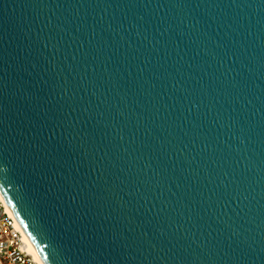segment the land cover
I'll list each match as a JSON object with an SVG mask.
<instances>
[{"label": "water", "instance_id": "obj_1", "mask_svg": "<svg viewBox=\"0 0 264 264\" xmlns=\"http://www.w3.org/2000/svg\"><path fill=\"white\" fill-rule=\"evenodd\" d=\"M0 195L43 264H264V0H0Z\"/></svg>", "mask_w": 264, "mask_h": 264}, {"label": "built area", "instance_id": "obj_2", "mask_svg": "<svg viewBox=\"0 0 264 264\" xmlns=\"http://www.w3.org/2000/svg\"><path fill=\"white\" fill-rule=\"evenodd\" d=\"M0 264H39L14 216L0 198Z\"/></svg>", "mask_w": 264, "mask_h": 264}, {"label": "bare ground", "instance_id": "obj_3", "mask_svg": "<svg viewBox=\"0 0 264 264\" xmlns=\"http://www.w3.org/2000/svg\"><path fill=\"white\" fill-rule=\"evenodd\" d=\"M1 200L4 202L5 206L7 207L5 201L3 200L2 196L0 195ZM7 209L9 210V208L7 207ZM10 211V210H9ZM11 212V211H10ZM17 222V221H16ZM18 224V223H17ZM19 225V224H18ZM20 228V226H19ZM21 229V228H20ZM22 231V229H21ZM23 237L25 239V241L28 243V247H29V252L32 253V255L34 256L35 260L39 263V264H43L42 261L40 260V258L38 257V255L36 254L35 250L33 249L32 245L30 244V242L28 241L27 237L25 236L24 232L22 231Z\"/></svg>", "mask_w": 264, "mask_h": 264}]
</instances>
